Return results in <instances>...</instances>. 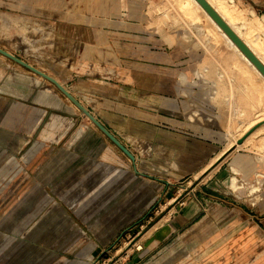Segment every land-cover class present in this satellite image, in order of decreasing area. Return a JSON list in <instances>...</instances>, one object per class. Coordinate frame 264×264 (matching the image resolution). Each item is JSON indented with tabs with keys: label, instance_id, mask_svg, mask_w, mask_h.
I'll return each mask as SVG.
<instances>
[{
	"label": "crops",
	"instance_id": "1",
	"mask_svg": "<svg viewBox=\"0 0 264 264\" xmlns=\"http://www.w3.org/2000/svg\"><path fill=\"white\" fill-rule=\"evenodd\" d=\"M218 1L242 12L231 25L264 59V42L253 40L264 35V0L209 2L215 7ZM150 9L149 0H0V41L8 46L0 48L57 80L135 158L132 164L85 124L43 79L35 76V91L19 82L2 84L0 133L35 135V151L22 156L28 161L11 186L14 197L0 202L6 229L0 231V264H92L118 245L122 233L125 238L149 224L155 205H174L181 184L203 171L207 179L172 206L173 213L144 235L139 248L131 247L125 264H142L169 239L186 234L207 216L208 205L240 214L257 228L264 221V204L258 212L241 208L229 188L231 198L217 192L232 175L252 176L255 169L244 163L264 159V150L234 151L210 167L227 142L229 112H246L260 102L254 96L259 80L253 75L242 87L228 81L211 56L168 34L166 16L151 20ZM30 30V51L47 50L53 59L34 62L19 54ZM245 125L243 136L251 132L246 140L264 143V117ZM161 222V232L156 234L158 226L150 233ZM216 237L211 230L198 238L201 244V238ZM254 244L247 240L242 251Z\"/></svg>",
	"mask_w": 264,
	"mask_h": 264
},
{
	"label": "rangeland",
	"instance_id": "2",
	"mask_svg": "<svg viewBox=\"0 0 264 264\" xmlns=\"http://www.w3.org/2000/svg\"><path fill=\"white\" fill-rule=\"evenodd\" d=\"M182 1L183 0H149L150 6L153 8L150 9V12L152 11L155 14H153L152 18L150 15L149 17L152 20L163 19L164 16H166L164 18L165 23L172 27L168 31V34H176L177 37H182L190 44H193L197 51L211 56L210 58L213 60L215 69L221 71L224 76H227L228 81H234L235 85L240 87L243 85L245 86L249 79L251 80V76L253 79V74L249 73L250 71L245 64L228 49L219 36L207 30L198 33L195 26H204L207 22L203 19L198 21L187 17L184 12L178 8ZM158 13L161 14L157 15ZM31 31L32 30H30L29 33H31ZM39 35L41 38H45L47 34L44 33L43 35L42 32L41 34L39 32ZM34 40L35 32L32 31L29 36V41L27 42L28 44L26 43V45H23V48L19 49V54L26 56L34 62L53 59V55L45 53L47 50L38 53L32 52L34 51L32 47ZM253 40L256 42H264V35H256L253 37ZM1 45L4 48H8L3 42ZM262 48L264 51V44ZM30 56H32L33 59ZM206 65L207 63H203L201 69ZM16 82H19V84H27L35 91V75L0 56V86H2V84L11 85ZM251 86L252 85H250V87ZM248 90L246 89V92ZM255 90H257V92H254V96H259L260 102L258 101L257 104L255 103L251 110L246 112H240L239 110L229 112V118L226 120L228 124L224 128L227 142H225V146L219 154L223 152L222 154L226 153V156H231L234 151H228V149L232 144H235L236 140H240V138L243 137V134L248 129L245 123L251 118L252 122H254L264 117V110L260 111L261 108L264 109V87L262 83H260V86ZM250 114L252 115L251 117H249ZM82 120L85 124L92 126L87 118L82 117ZM238 123L241 124L238 125ZM247 146L248 148H246ZM239 150L262 151L264 150V143L260 141L257 144L252 139L246 140L245 138L241 148L235 151ZM33 151H35V135L30 138H22L14 133H0V202L3 199L7 200L8 198L14 197L15 192L11 190V186L16 176L22 172V167L25 166L28 161L27 158L22 156L27 152ZM222 154L211 162L210 167L216 163L217 159ZM246 163L255 169L253 171L254 174L248 177L244 175H232L228 178L225 184L226 186H221L220 189H217V192L221 194V196L231 198L226 195L229 188V190L233 192L232 195L236 199L235 201L239 207L258 212L259 209H261L260 207L264 204V159H246L244 164ZM239 164H241V161H239ZM204 172L205 171L201 174L194 175L193 179H186L181 184V189L183 190L181 195H183V198L179 201V205L185 202V197L194 187V184L200 181L204 182L207 179V177L204 178ZM237 174H240V172H237ZM194 179L196 181H194ZM165 203L167 202L163 201L155 205L150 217L151 220H148L149 224L143 223L141 228H135L133 233L127 234L125 238L121 237L118 245L113 249L111 248L96 264L127 263V259L124 261L123 256L128 254L130 250L140 247L139 242L144 241L146 238L144 235L163 217L166 216L168 219L173 213L172 206L174 205L165 206ZM204 209L206 210V217L204 216L194 226L188 228L186 234L184 232L183 235L174 236L169 240L166 238L161 239V241L164 242L168 240L165 247L158 253L153 254L152 258L142 264H264V221H262L259 228H257L254 223H247L242 215L229 211L223 207L208 205L204 207ZM261 211L264 212V209L262 208ZM158 226L160 228L161 226H166V224L165 222H161L153 228L150 233L158 228ZM2 229L6 230L0 223V231H3ZM162 229L163 227H161L156 234L161 232ZM211 230L217 231L218 237L210 241L201 238L200 244L198 237L202 235L206 236ZM244 231H248V233H243ZM245 234L249 235V237L246 238L247 235ZM247 240H252L255 244L248 253H245V251H242V247ZM132 246H134V248L131 249Z\"/></svg>",
	"mask_w": 264,
	"mask_h": 264
},
{
	"label": "water",
	"instance_id": "3",
	"mask_svg": "<svg viewBox=\"0 0 264 264\" xmlns=\"http://www.w3.org/2000/svg\"><path fill=\"white\" fill-rule=\"evenodd\" d=\"M203 9V11L213 20V22L221 29V31L229 38V40L238 48V50L245 56V58L254 66V68L261 74L264 78V65L255 56V54L247 47V45L236 35V33L228 26V24L219 16V14L213 9V7L206 0H194ZM0 56L11 61L17 66L25 69L26 71L32 73L33 75L43 79L44 81L50 83L54 86L89 122L111 143L113 144L128 160L135 164L134 156L113 136L86 108H84L57 80L48 76L47 74L39 71L33 66L29 65L25 61L13 56L12 54L6 52L0 48ZM251 132L245 134L236 143L240 145L242 141L249 136ZM212 167V166H211ZM212 169V168H211ZM136 174L137 171H135ZM183 195L178 196L173 201V204H177ZM124 233L121 234L120 238ZM114 243V245L120 240ZM113 247V246H112ZM112 247L103 251L93 262L96 264L101 257H103Z\"/></svg>",
	"mask_w": 264,
	"mask_h": 264
},
{
	"label": "bare ground",
	"instance_id": "4",
	"mask_svg": "<svg viewBox=\"0 0 264 264\" xmlns=\"http://www.w3.org/2000/svg\"><path fill=\"white\" fill-rule=\"evenodd\" d=\"M210 1V0H209ZM207 0V2L210 4ZM211 5V4H210ZM212 6V5H211ZM213 9L219 14V16L228 24V26L236 33V35L247 45V47L255 54V56L263 63L264 65V59H262L259 54L258 51L259 49L254 48V45L249 41L246 40L244 38H242L237 31H235V29L233 28V26L231 25V23L235 20V19H239L240 17H242V12L239 11L238 9L235 8H227L226 5L220 1L217 2V5L214 7L212 6ZM178 8L184 12V14L187 17H190L194 20H198L200 21L201 19L205 20L207 22L206 25L202 26V25H196V30L198 31V33H201L204 30H207L210 33H214L215 35L219 36L224 43L226 44V46L228 47L229 50L232 51L233 54H235L240 60L241 62H243L245 64V66L248 68V70L256 77V79L259 80L260 83H262V85L264 86V78L261 76V74L254 68V66L245 58V56L238 50V48L229 40V38H227V36L221 31V29L213 22V20L203 11V9L197 4V2H195L194 0H183L180 5L178 6ZM204 22V21H203ZM257 23V21H255ZM258 24V23H257ZM247 27H249L250 29H252V24L251 23H247ZM259 29V27H258ZM55 88V87H54ZM66 99V98H65ZM75 108V107H74ZM88 120V119H87ZM89 121V120H88ZM247 138V137H246ZM239 140V139H238ZM232 144L231 147H229V150H237L239 148H241V146L243 145V141L240 145L236 144ZM245 140V139H244ZM227 151V152H228ZM226 152V151H225ZM226 153L222 154L216 161V163L211 167V168H216L218 167L223 160L227 157L225 155ZM226 156V157H225ZM207 175L204 176V178H206ZM234 180V179H232ZM139 248V247H138Z\"/></svg>",
	"mask_w": 264,
	"mask_h": 264
}]
</instances>
